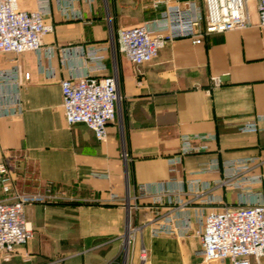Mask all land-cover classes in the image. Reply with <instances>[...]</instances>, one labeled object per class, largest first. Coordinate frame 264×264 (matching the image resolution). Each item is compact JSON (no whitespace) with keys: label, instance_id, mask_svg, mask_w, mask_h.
<instances>
[{"label":"crops","instance_id":"obj_1","mask_svg":"<svg viewBox=\"0 0 264 264\" xmlns=\"http://www.w3.org/2000/svg\"><path fill=\"white\" fill-rule=\"evenodd\" d=\"M191 1L203 8L201 0ZM174 2L18 0L22 11L43 12L52 31L40 54L0 55V70L17 67L21 74L20 105L13 114L0 112V163L10 166L18 192L49 186L69 200L29 206L34 238L0 264H124L127 253L130 264H204L195 256L197 211L220 202L240 205L242 192L233 182L222 185L238 160L251 159L244 177L264 180V28L255 0L248 28L212 34L200 44L175 40L141 67L114 53L120 29L158 19ZM91 48L104 49L106 57L107 71L97 75H113L116 62L122 98L102 143L83 124L69 127L63 109L61 81L84 74L80 62H88ZM49 67L53 76L44 70ZM213 77L223 85L211 89ZM251 122L260 131L241 132ZM183 136L206 149L183 157L171 173L168 160L178 155ZM202 136L214 139H197ZM169 181L180 184L174 205L201 195L186 210L191 229L181 235L166 232L168 218H158L166 205L133 200L139 185ZM251 189L264 203V182ZM13 193L0 190V200ZM144 224L128 246V226Z\"/></svg>","mask_w":264,"mask_h":264},{"label":"built area","instance_id":"obj_2","mask_svg":"<svg viewBox=\"0 0 264 264\" xmlns=\"http://www.w3.org/2000/svg\"><path fill=\"white\" fill-rule=\"evenodd\" d=\"M203 8L191 0H176L167 7V11L158 19L148 21L140 26L120 29L116 50L136 67L152 63L160 51L178 39H188L195 44L202 43L212 34H224L230 31L245 29L251 26L250 4L253 0H201ZM259 26L264 28V0H255ZM68 15V11L66 10ZM52 31V26L45 22L41 11L26 12L18 7V0H0V55H21L27 52L40 54L45 36ZM104 49L91 48L80 62L83 75L70 76L61 81L63 109L69 127L83 124L93 131L98 142L107 140V127L116 120L118 105L121 102L119 79L116 62L114 74L99 76L107 71ZM41 60V58H40ZM67 65V62H62ZM41 65V62H40ZM50 76L54 70L44 69ZM23 78L29 81L31 75L25 73ZM21 74L17 67L0 70V112L11 110L20 105ZM223 85L221 77L211 78V89ZM260 118L259 121H261ZM257 122L247 123L240 128L241 132H258ZM264 130V128H263ZM189 136L181 138L180 151L170 158V172H176L183 157L206 147H195ZM197 139L213 140L212 136ZM126 158V154L124 155ZM251 159L238 160L231 176L222 185L234 184L242 192L240 205L230 206L224 202L210 207L208 211L198 210L197 236L200 248L195 256L204 264H261L264 260V203L259 202L252 192L251 185L263 183V176L244 175L249 171ZM13 179V171L6 163H0V190L4 195L13 193L11 198L0 200V263L3 259L13 258L34 238V229L27 218V209L34 203L62 202L69 198L62 192L54 193L51 188L37 186L34 194L18 192ZM180 184L166 183L142 184L137 187L134 202L139 198H152L153 203L168 210L159 213L158 218H168L171 234H184L190 231L191 224L186 210L201 197L174 205L171 195L179 192ZM135 203V204H136ZM135 209H139L137 204ZM177 213V216H174ZM181 218V219H179ZM146 224L132 228L128 226L129 238L133 233L142 232ZM171 228V229H170ZM156 231V230H155ZM131 238L128 239V246ZM140 259L145 262V249L140 252ZM124 264L128 262V253Z\"/></svg>","mask_w":264,"mask_h":264}]
</instances>
